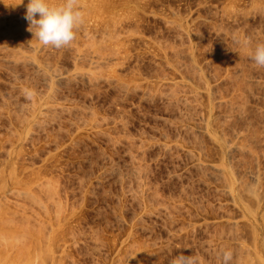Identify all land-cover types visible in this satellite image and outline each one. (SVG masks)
I'll return each mask as SVG.
<instances>
[{
  "label": "rangeland",
  "instance_id": "rangeland-1",
  "mask_svg": "<svg viewBox=\"0 0 264 264\" xmlns=\"http://www.w3.org/2000/svg\"><path fill=\"white\" fill-rule=\"evenodd\" d=\"M20 3L0 0V172L13 155L6 205L26 232L16 264H223V251L243 264L264 230L216 167L237 182L259 171L264 190V68L250 58L264 0H79L84 23L59 49L27 31Z\"/></svg>",
  "mask_w": 264,
  "mask_h": 264
},
{
  "label": "bare ground",
  "instance_id": "bare-ground-1",
  "mask_svg": "<svg viewBox=\"0 0 264 264\" xmlns=\"http://www.w3.org/2000/svg\"><path fill=\"white\" fill-rule=\"evenodd\" d=\"M33 48H35V47H33ZM93 61H95V60H93ZM94 63L98 64L99 62L96 60V62H94ZM173 84H176V83L173 82ZM186 101H187V99H186ZM205 127H207V126H205ZM210 129H211V127H210ZM205 131H206V129H205ZM251 135H252V133H251ZM251 135H249V137ZM253 135H254V137H253ZM253 135H252L253 139L255 137H257V136H255V134H253ZM212 137H213V135H212ZM224 138L225 137L223 136V138L221 140H223ZM242 138L243 137H241V139ZM252 138H250V139H252ZM214 139L217 142H220L219 136H217V135L214 136ZM226 141H228V140H226ZM226 141L223 140V143H222V144L225 145L224 148L227 147L226 145L229 142L228 141L226 143ZM244 145H245L244 143H242L241 145H238L237 143H235V144L233 143L232 145L228 144V147H230V149L234 148V150L235 149H243V148L246 149V147ZM230 149L228 151H230ZM231 151H233V150H231ZM12 154H14V153H12ZM222 165H223L222 168H220V167L217 168L216 167V169H218V171H220V173L221 172H226L227 175H228V176L227 175L226 176H227V178L229 177V180L231 178V180L229 182L227 181L228 182L227 192L230 193L233 197H238L239 203L241 204L242 208L244 209V213H245L244 217L247 216L249 218H252L255 221V223L260 226V229H262L261 231H263L264 230V190H263V188H262V190H261V188L258 189L259 184L261 182V172H259V171L258 172H255V171L254 172H250V174H251L250 178H249L250 181H248L249 183L246 181L248 183L247 184L245 181L244 182L243 181L237 182V180H235L236 178H234V176H236V173L234 174L231 168H230L231 171H229V169L226 166H224V164H222ZM226 173H224L223 175H225ZM14 176H15L14 156L10 154L8 160L5 161V163H4L3 167H2V171L0 172V264H16V262L18 261L17 258L19 257L20 260H21V258L23 257L22 254H24V252H22L21 248H19L20 246L18 247L17 245H20V244H18V240H20V242H21L22 238H26V232H24L23 230L20 231L19 229L15 228L14 219H15L16 215H18V211L10 209V207L6 205L7 193H5V192L8 189V187L11 185V183H12V181L14 179ZM240 180H242V178ZM253 183L255 184V186H253L254 185ZM257 183H259V184H257ZM256 185H258V186H256ZM15 189H16V192L19 193L20 195H24L26 197H32V192H31V190L29 188L25 189V188L17 186ZM244 192L247 193L248 196L251 197L252 200L255 201L254 205L252 204L253 201L249 203V200L251 198H249L248 196H245L247 194H245ZM246 198H248L249 200H247ZM253 228L255 229V227H253ZM257 230H259V229H257ZM254 232L256 234V229H255ZM261 234L263 235V233H261ZM261 234H259V232H258V235L255 236L256 238L255 237L253 238L255 240V244H252L253 245L252 247H254V251L252 250L253 248H249L251 246L248 247V250L251 249L250 252L249 251H245L244 248L246 250H247V248L244 247V245L242 246L243 250L245 251L244 254L241 253L242 254L241 255V258H242L241 261L242 262L244 261L243 264H264V236H262ZM254 240H252L253 243H254ZM251 253L254 254V255H252ZM24 258H25V256H24ZM28 259H29V257H28ZM17 264H19V263H17Z\"/></svg>",
  "mask_w": 264,
  "mask_h": 264
},
{
  "label": "clouds",
  "instance_id": "clouds-1",
  "mask_svg": "<svg viewBox=\"0 0 264 264\" xmlns=\"http://www.w3.org/2000/svg\"><path fill=\"white\" fill-rule=\"evenodd\" d=\"M24 19L28 22L27 31L41 46L57 49L69 46L76 38V30L84 23L79 0H64L59 6H51L48 0H28ZM250 58L257 67L264 68V43L255 45ZM222 257L223 264H229L232 252L223 251ZM171 264H197V260L191 255L180 254Z\"/></svg>",
  "mask_w": 264,
  "mask_h": 264
}]
</instances>
